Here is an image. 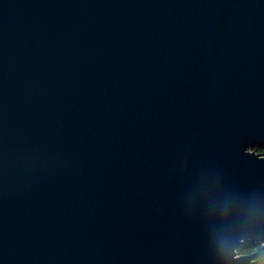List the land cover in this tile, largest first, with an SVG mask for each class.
<instances>
[{
	"label": "water",
	"instance_id": "obj_1",
	"mask_svg": "<svg viewBox=\"0 0 264 264\" xmlns=\"http://www.w3.org/2000/svg\"><path fill=\"white\" fill-rule=\"evenodd\" d=\"M264 0H0V264H256Z\"/></svg>",
	"mask_w": 264,
	"mask_h": 264
},
{
	"label": "trees",
	"instance_id": "obj_2",
	"mask_svg": "<svg viewBox=\"0 0 264 264\" xmlns=\"http://www.w3.org/2000/svg\"><path fill=\"white\" fill-rule=\"evenodd\" d=\"M261 154H264V147L255 148ZM240 254L257 253L255 257L256 264H264V249L260 243H253L251 241H245L237 248Z\"/></svg>",
	"mask_w": 264,
	"mask_h": 264
}]
</instances>
